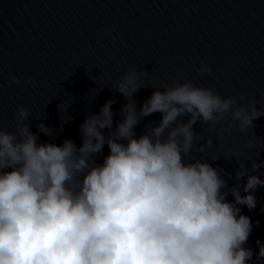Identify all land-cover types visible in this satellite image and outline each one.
Segmentation results:
<instances>
[{"label":"clouds","instance_id":"clouds-1","mask_svg":"<svg viewBox=\"0 0 264 264\" xmlns=\"http://www.w3.org/2000/svg\"><path fill=\"white\" fill-rule=\"evenodd\" d=\"M211 71L204 63L197 69ZM146 73L124 72L115 82L127 101L122 119L114 126L115 100H107L85 115L79 145L71 138L57 144L55 129L42 122L33 132L26 107L13 114L12 131L0 129V264H250L254 255L264 258V244L257 241V253L246 247L252 222L239 207L255 208L264 179L240 163L229 188L222 169L192 156L212 144L194 149L197 121L215 125L231 114L243 133L264 115L255 114L257 101L238 103L186 81L153 88L137 109L134 97L147 87ZM157 112L161 119L137 135L140 122ZM262 163L254 161L252 170Z\"/></svg>","mask_w":264,"mask_h":264},{"label":"water","instance_id":"water-1","mask_svg":"<svg viewBox=\"0 0 264 264\" xmlns=\"http://www.w3.org/2000/svg\"><path fill=\"white\" fill-rule=\"evenodd\" d=\"M246 94L244 100L240 96ZM227 97H236L238 103L248 100L257 101L256 115L264 112V0H237L234 15L231 51L228 69ZM250 142L254 146H250ZM234 154L237 158L232 157ZM248 159V160H245ZM264 162V115L252 121V127L241 133L231 121V114L224 120L219 166L222 177L229 188L235 186L236 172L239 164L244 163L250 174L264 179V163L252 170L253 162ZM247 177L240 183L246 182ZM244 194L243 192L241 193ZM256 206L249 209L239 205L241 214L247 215L252 222V232L246 247L259 251L260 244H264V186H260L254 193ZM227 200L233 201L231 195ZM250 264H264V258L253 256Z\"/></svg>","mask_w":264,"mask_h":264}]
</instances>
